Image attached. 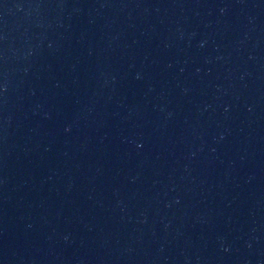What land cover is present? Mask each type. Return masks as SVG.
Wrapping results in <instances>:
<instances>
[{
  "label": "water",
  "instance_id": "1",
  "mask_svg": "<svg viewBox=\"0 0 264 264\" xmlns=\"http://www.w3.org/2000/svg\"><path fill=\"white\" fill-rule=\"evenodd\" d=\"M0 264H264V0H0Z\"/></svg>",
  "mask_w": 264,
  "mask_h": 264
}]
</instances>
